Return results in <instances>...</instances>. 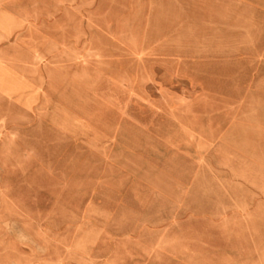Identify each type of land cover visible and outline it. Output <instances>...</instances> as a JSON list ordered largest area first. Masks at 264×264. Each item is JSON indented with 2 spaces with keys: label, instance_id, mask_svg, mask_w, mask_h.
Returning a JSON list of instances; mask_svg holds the SVG:
<instances>
[{
  "label": "rangeland",
  "instance_id": "374dc122",
  "mask_svg": "<svg viewBox=\"0 0 264 264\" xmlns=\"http://www.w3.org/2000/svg\"><path fill=\"white\" fill-rule=\"evenodd\" d=\"M166 2L0 0V264H264L257 59Z\"/></svg>",
  "mask_w": 264,
  "mask_h": 264
},
{
  "label": "crops",
  "instance_id": "0c3cea01",
  "mask_svg": "<svg viewBox=\"0 0 264 264\" xmlns=\"http://www.w3.org/2000/svg\"><path fill=\"white\" fill-rule=\"evenodd\" d=\"M166 4H205L209 9V11L189 13L211 19L181 23L179 33L183 34V37H179V40L210 42L205 49L219 51L205 52L204 55L257 59V65H251L252 68L243 67L244 70H248L249 75L239 82H242L244 88L252 90L251 104L252 108L256 109L257 106L259 110L257 113L262 121L259 124L262 133L255 137L257 143L252 145L254 147L252 151L256 155L253 156L251 165L247 166L251 170L241 173L239 183L252 185L251 215L264 217V0H170V3L166 2ZM207 4H214L212 6L215 11L213 12L212 6ZM218 4H232V6L222 8ZM213 15L225 16L226 19L213 20ZM245 141L247 142L248 139Z\"/></svg>",
  "mask_w": 264,
  "mask_h": 264
}]
</instances>
